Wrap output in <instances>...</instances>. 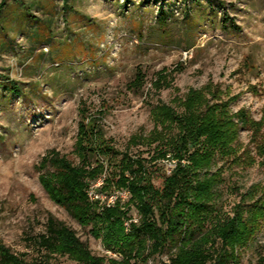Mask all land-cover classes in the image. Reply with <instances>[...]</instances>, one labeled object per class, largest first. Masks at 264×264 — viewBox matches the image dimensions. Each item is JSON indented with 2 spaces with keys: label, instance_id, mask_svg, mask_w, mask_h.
I'll list each match as a JSON object with an SVG mask.
<instances>
[{
  "label": "rangeland",
  "instance_id": "obj_1",
  "mask_svg": "<svg viewBox=\"0 0 264 264\" xmlns=\"http://www.w3.org/2000/svg\"><path fill=\"white\" fill-rule=\"evenodd\" d=\"M160 9L165 23L157 18ZM138 71L142 85L133 88ZM161 74L170 86L155 90ZM204 87L229 99L232 111L263 115L264 0H0V250L9 249L22 264H78L30 246L27 237L41 232L51 214L107 264H171L172 241L145 239L119 253L118 244L131 240L128 226L80 223L56 201L47 179L59 158L81 165L78 138L88 120L100 130L102 149L147 157V146L128 141L152 128L151 106ZM249 136L240 130V150L251 148ZM119 158L90 157V168L97 162L104 167L89 187L105 197L100 202L123 191H98L105 177H118ZM259 160L245 168L216 160L211 171L221 169L220 217L238 192L264 185ZM158 163L167 174L172 161ZM128 215L139 218L133 205ZM240 256L245 264H264V226Z\"/></svg>",
  "mask_w": 264,
  "mask_h": 264
},
{
  "label": "trees",
  "instance_id": "obj_2",
  "mask_svg": "<svg viewBox=\"0 0 264 264\" xmlns=\"http://www.w3.org/2000/svg\"><path fill=\"white\" fill-rule=\"evenodd\" d=\"M157 18L165 23L167 13L160 9ZM142 80L138 71L133 88L140 87ZM153 86L160 90L169 87L170 82L161 74ZM230 103L229 99L221 100L218 90L210 87L189 88L184 96H175L169 102L158 100L149 111L152 128L146 134L132 135L128 141L147 146V157L112 147L102 149L105 141L100 130L94 120H88L81 125L78 138L81 165L57 159V171L47 179L48 186L56 201L80 223L102 220L111 230L127 225L131 240L128 245L118 244L121 254L129 253L133 244L152 239L159 245L173 242L176 250L170 257L171 264L240 261V251L264 226V185L253 183L238 192V201L225 217H220L216 186L222 180L221 169L211 168L217 159L242 168L252 166L257 159L264 164V111L259 119H254L244 109L232 111ZM241 129L250 132L251 148L240 150L237 146ZM111 154L120 155L118 177H105L98 191L109 194L126 190L129 195L126 201L117 197L107 205L88 195L90 182L104 171L100 162L90 168V157ZM165 159L173 161L167 174L158 163ZM129 205L136 209L138 220L128 215ZM27 240L33 249L35 246L43 253L67 255L78 264H107L90 251L72 228L51 214L45 219L44 229ZM260 260L263 263L264 256ZM0 264H22V260L3 249Z\"/></svg>",
  "mask_w": 264,
  "mask_h": 264
},
{
  "label": "built area",
  "instance_id": "obj_3",
  "mask_svg": "<svg viewBox=\"0 0 264 264\" xmlns=\"http://www.w3.org/2000/svg\"><path fill=\"white\" fill-rule=\"evenodd\" d=\"M172 163H173V161H172ZM171 166H172V164H171ZM88 195L92 199L95 198V199L103 200L105 198L104 196L96 193L93 189L88 191ZM127 196H128V191H126V190L117 191L116 193H112L109 195V197L107 198L106 204L107 205L112 204L117 197H120L121 199H125ZM230 264H245V263L242 261H237V262H231Z\"/></svg>",
  "mask_w": 264,
  "mask_h": 264
}]
</instances>
